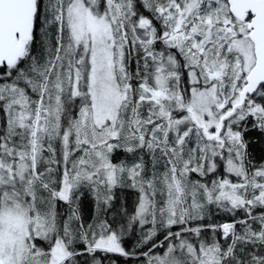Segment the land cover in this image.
I'll use <instances>...</instances> for the list:
<instances>
[{"label":"snow or ice","instance_id":"snow-or-ice-1","mask_svg":"<svg viewBox=\"0 0 264 264\" xmlns=\"http://www.w3.org/2000/svg\"><path fill=\"white\" fill-rule=\"evenodd\" d=\"M0 113V264H264V0H0Z\"/></svg>","mask_w":264,"mask_h":264},{"label":"trees","instance_id":"trees-1","mask_svg":"<svg viewBox=\"0 0 264 264\" xmlns=\"http://www.w3.org/2000/svg\"><path fill=\"white\" fill-rule=\"evenodd\" d=\"M247 139L249 142V152L251 158L257 164L264 163V136L260 135L258 132H253L251 135L247 136ZM116 156H117V162L125 159H127L129 162L131 161V157L128 156L126 153L119 152L116 154ZM194 178H196L195 175ZM233 179L235 178L233 177ZM138 197H139V193L135 188H132L131 186L117 187L113 189V199L111 201V206L109 207L111 210L110 211L105 210L108 209V207H106L103 213L104 216H106L108 219L114 216L115 220H120L121 222L126 224L128 218L135 214V210L138 206ZM80 205L82 208L81 210L86 211L88 214L91 215V217L96 215V213L93 214L96 209L95 200L93 199V197H90L89 199H84L82 201V204ZM232 219L233 217L231 216V214L217 210L215 206H212L210 209V215L207 217V222L223 223V222H230ZM199 223H204V222L202 221ZM174 230H178V229H174ZM140 235H141V229L138 226H136L135 232L128 233L124 238V246L126 247V250L135 253V255L125 258V257L109 254V257L104 259V264H112L113 261H115L116 264H140V261L146 260V257L141 255V253L148 251V246L146 244L143 245L142 247L137 245V241L140 239ZM158 235H159V239L163 240V230H161V233H159ZM206 235L210 238L211 232L210 231L207 232ZM156 251H161V250L157 249ZM97 255L103 256L104 254L98 253ZM80 260H81V264H85V261H89V262L91 261V257L86 255L81 256Z\"/></svg>","mask_w":264,"mask_h":264},{"label":"rangeland","instance_id":"rangeland-1","mask_svg":"<svg viewBox=\"0 0 264 264\" xmlns=\"http://www.w3.org/2000/svg\"><path fill=\"white\" fill-rule=\"evenodd\" d=\"M90 197H93L92 196V194L87 190V189H84V191H83V194L81 195V197H80V204H82V201L84 200V199H89ZM84 204V203H83ZM80 208H81V205H80ZM82 209V208H81ZM105 210H111L109 207H108V209H105ZM61 211L62 212H64V211H66V206H61ZM108 212V211H107ZM81 213H82V215L84 216V218H85V220L86 221H88V220H90V217H91V215L90 214H88L86 211H83V210H81ZM85 213V214H84ZM96 213V209H95V211H94V213L93 214H95ZM87 214H88V216H87ZM90 215V216H89ZM112 219H114V216H112V218H109V220H112Z\"/></svg>","mask_w":264,"mask_h":264},{"label":"flooded vegetation","instance_id":"flooded-vegetation-1","mask_svg":"<svg viewBox=\"0 0 264 264\" xmlns=\"http://www.w3.org/2000/svg\"><path fill=\"white\" fill-rule=\"evenodd\" d=\"M3 114L2 113H0V125H2V123H3Z\"/></svg>","mask_w":264,"mask_h":264}]
</instances>
